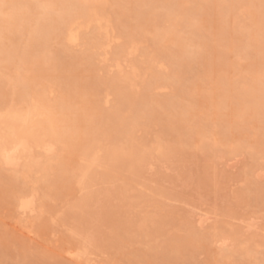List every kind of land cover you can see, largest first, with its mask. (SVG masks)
Segmentation results:
<instances>
[{
  "label": "rangeland",
  "instance_id": "374dc122",
  "mask_svg": "<svg viewBox=\"0 0 264 264\" xmlns=\"http://www.w3.org/2000/svg\"><path fill=\"white\" fill-rule=\"evenodd\" d=\"M21 1L34 8L16 18L20 31L0 12V119L38 107L37 121L53 120L43 127L66 139L37 164L23 160L14 171L0 163V264H264V103H249L259 111L250 114L238 95L255 77L264 83V26L254 23L264 0H76L109 14L113 41L104 52L94 28L72 44L50 17L44 27L43 13L60 21L71 0H50L55 16L40 0ZM32 16L42 18L39 27ZM31 36L38 43L29 45ZM116 57L125 66L134 60L133 82L117 78ZM88 136L107 151L92 194L74 171ZM140 153H152L153 170ZM26 191L38 193L34 214L16 206ZM226 235L233 245L221 248Z\"/></svg>",
  "mask_w": 264,
  "mask_h": 264
},
{
  "label": "bare ground",
  "instance_id": "6f19581e",
  "mask_svg": "<svg viewBox=\"0 0 264 264\" xmlns=\"http://www.w3.org/2000/svg\"><path fill=\"white\" fill-rule=\"evenodd\" d=\"M39 1V0H38ZM54 1V0H53ZM63 1V0H62ZM72 1V3H73V9H71V7L69 8V6H67L68 7V9L67 8H65L64 10H65V12H64V10H63V12L62 13H64V15L63 16H59L60 18H61V20L59 21V18L58 17H56V18H58V19H56V18H51V16L49 15L50 13L49 12H44L43 13V20H44V18H49L50 17V20L52 19H55L54 21H56V20H58V22L59 23H57V21H56V23L54 24L53 22L54 21H52L51 23H50V20H49V23H48V25H51V27H53L54 29H59L58 31L60 32L59 33V36H60V34H62L63 33V35H61V36H63L62 38H66L67 39V41H69L70 43H72V44H75V43H77L78 41H80V39H79V37H80V33H81V31H83V32H85V30H87L88 31V29H91V28H94V30H93V32H95L94 33V38L96 37L97 39L99 38V43H98V41L96 42L97 44H98V46H99V50H103V52L104 51H107L109 48H111V46H112V41H113V38H112V32H111V30H112V27H111V23L112 22H110V18H109V16H107V15H109V14H105L104 13V9H103V7H99V6H97V7H93V6H91V5H83V4H78L77 3V1L76 0H71ZM79 1V0H78ZM169 1V0H168ZM237 0H233V2H236ZM11 2V3H10ZM4 3H10V4H12V6L10 7L11 8V10L9 9V7H8V10H9V14L8 13H6L7 12V10L6 9H4L3 7H5V5H4ZM31 3H33V2H31ZM31 3H29V2H25V1H21V0H0V4H1V6H0V12H4L5 11V14H7V17H8V15H10V17L9 18H11V19H9L10 21L9 22H11V20L13 19H15L14 21H15V23L12 21V23H11V26H9L10 28H11V30H13V31H15V32H18V31H20V30H18V28H17V25H19V23L17 24L16 23V18H18L20 15H23V14H25V13H27V10L28 9H32V8H34V3L33 4H31ZM62 3V2H61ZM65 3V2H64ZM3 4V5H2ZM39 4H41V5H43L44 7H46L47 9H49L48 7H52V9H49V11L51 10V11H53V3H51V1L50 0H40V2L38 3V4H36L37 6L39 5ZM57 5L59 4V3H56ZM55 4V5H56ZM63 4V3H62ZM255 4V3H254ZM254 4H252V5H254ZM264 4V3H263ZM50 5H52V6H50ZM258 5V4H257ZM234 6H235V4H234ZM240 6V5H239ZM249 6V5H248ZM251 6V5H250ZM249 6V7H250ZM6 7H7V5H6ZM61 8H63V7H61ZM4 9V10H3ZM57 9V8H56ZM237 9V8H236ZM62 10V9H61ZM208 10V9H207ZM32 11H33V9H32ZM50 11V12H51ZM251 11V10H250ZM52 13V12H51ZM61 13V14H62ZM121 13V12H120ZM209 14V13H208ZM234 14V13H233ZM252 14H254V13H252ZM25 16V15H24ZM52 16H55L54 15V13H52ZM254 16V15H253ZM252 16V17H253ZM256 17V16H255ZM259 17V18H258ZM256 19H255V22L254 23H256V25L258 26V24L259 25H261V26H264V17H260V16H258ZM29 19V17H27L26 16V19ZM206 18V17H205ZM208 18V17H207ZM206 18V19H207ZM234 18V17H233ZM31 19L33 20V24H34V26L35 25H37V27H39V21H41V17H35V16H32L31 17ZM254 19V18H253ZM46 20V19H45ZM44 20V21H45ZM220 20V19H219ZM222 20V19H221ZM1 21V20H0ZM8 21V20H7ZM213 21H214V19H213ZM8 22V23H9ZM218 22V21H217ZM7 23V24H8ZM45 23H46V21H45ZM258 23V24H257ZM222 24V23H221ZM40 25H43V22H41L40 23ZM45 26L44 27H46L47 28V23L46 24H44ZM227 25V24H226ZM260 26V27H261ZM41 27V26H40ZM234 27H235V25H234ZM50 28V27H49ZM199 28V27H198ZM230 28V27H229ZM45 29V28H44ZM249 29V28H248ZM42 30H43V27H42ZM50 30H52V28H50ZM194 30V29H193ZM262 30V29H261ZM22 31V30H21ZM43 31H46V29L45 30H43ZM58 31H57V33H58ZM3 32V33H2ZM4 32H7V31H1V34L3 35L4 34ZM38 32V31H37ZM82 32V33H83ZM21 33V32H20ZM81 33V34H82ZM7 33H5L4 35H6ZM38 34V33H37ZM51 34H52V31H51ZM83 34H85V33H83ZM3 35V38H6L5 36ZM39 35V34H38ZM40 36V35H39ZM83 36V35H82ZM81 36V37H82ZM252 36V35H251ZM31 37H33L32 38V40L31 39H29V40H31V41H33V42H31V41H29L28 43H29V45H32V44H34V42L36 43V41H37V43H38V40H39V38L38 37H34V36H31ZM45 37V36H44ZM56 37V36H55ZM58 37V36H57ZM2 38V37H1ZM29 38V37H28ZM51 38V37H50ZM60 38V37H59ZM95 38V39H96ZM115 38V37H114ZM129 38H131V37H129ZM26 39V38H25ZM28 40V39H27ZM27 40L25 41V42H27ZM44 40V39H43ZM66 41V40H65ZM133 41V40H132ZM204 42V41H203ZM203 42H201V43H203ZM31 43V44H30ZM42 43V42H41ZM132 43V42H131ZM207 44H208V42H207ZM128 45V44H127ZM132 45H133V43H132ZM135 48L134 49H136L137 48V50H138V47H136L137 46V44H135V45H133ZM200 46L201 47H203V45L202 44H200ZM1 47H2V45H1ZM96 47V46H95ZM41 48V47H40ZM129 48H130V46H129ZM128 48V49H129ZM121 49V48H120ZM124 49H126V48H122L121 49V52L119 53L120 55H121V53H122V51H123V54H125V53H127L128 54V56L130 57L131 55H130V53H136L137 51L136 50H133V52L132 51H130V53H128L129 52V50L130 49H132V48H130L128 51L127 50H124ZM214 49V48H213ZM3 50V48L2 49H0V51H2ZM17 50H15L14 52H16ZM126 51V52H125ZM136 51V52H135ZM210 51V50H209ZM262 51V50H261ZM40 52V51H39ZM3 53V52H2ZM10 53V52H9ZM32 53V52H31ZM41 53V56L43 55V53H42V51L40 52ZM109 53V52H108ZM176 53V52H175ZM178 53V52H177ZM257 53H258V51H257ZM28 53L27 52H23V54H22V59L23 60H25L26 58V55H27ZM35 54V53H34ZM34 54H32L33 55V57H35L34 56ZM104 53H102V55H103ZM31 55V54H30ZM40 55V54H39ZM105 55H106V53H105ZM119 55V56H120ZM178 55V54H177ZM180 55H183V54H179V56ZM28 56V55H27ZM104 56V55H103ZM119 56H117V57H119ZM56 57H57V55H56ZM117 57H116V60H117V63L115 64V67L114 68H116L117 70H118V79L119 80H123V81H129L130 82V80L133 82L134 80H135V78H137V76L139 75L138 73H137V71L136 70H132L133 68L134 69H136L135 67H137V66H133L132 64L134 63V60H132L131 61V64H130V59L128 58V61H127V65L125 66V64L123 65V63H121V61H123V60H121L120 58H119V61H118V59H117ZM181 57V56H180ZM31 58V57H30ZM42 58V60H43V56L42 57H40L39 56V60ZM103 58V57H102ZM101 58V59H102ZM105 58L107 59L108 58V55H106L105 56ZM122 58V57H121ZM6 59V58H5ZM7 59H8V57H7ZM10 59V58H9ZM59 59V58H58ZM127 59V58H126ZM125 59V60H126ZM11 60V59H10ZM10 60H8V62H11ZM38 60V59H37ZM38 60V61H39ZM109 60V59H108ZM121 60V61H120ZM250 60V59H249ZM28 61V60H27ZM33 61V60H32ZM37 61V62H38ZM41 61V60H40ZM38 62L40 65H39V67L40 66H42L43 67V65H41V63L43 64V62L41 61V62ZM102 61H104V60H102ZM129 62V63H128ZM24 63H26V61H24ZM23 63V64H24ZM67 63V62H66ZM70 63V62H69ZM253 62H251V64H252ZM30 64H31V62H30ZM54 64V63H53ZM55 65V64H54ZM129 65L131 66V67H129ZM253 65V64H252ZM21 66V65H20ZM51 66H53V65H51ZM58 66V65H57ZM130 68V71L132 72V73H130V71L128 72L126 69L128 68V67ZM9 67V66H8ZM68 67V66H67ZM133 67V68H132ZM132 68V69H131ZM40 69H42V68H40ZM40 69L38 70V71H40ZM44 69V68H43ZM48 69V68H47ZM61 69V68H60ZM67 69H69V68H67ZM115 69V70H116ZM45 70V69H44ZM44 70H41V75H43V73H44ZM43 72V73H42ZM59 76V75H58ZM39 77H41V76H39ZM44 77V76H43ZM18 78V77H17ZM20 78H23V77H20ZM42 78V77H41ZM24 79V78H23ZM55 79H57V78H55ZM18 80V79H17ZM39 80V79H38ZM37 80V81H38ZM23 80L21 79V83L18 81V83H17V87L20 85V84H24L23 82H22ZM17 82V81H16ZM118 83V82H117ZM122 83V82H121ZM134 85V84H133ZM242 85V84H241ZM240 85V87L238 86V90H239V92H240V88H242V89H244V87L245 88H247V86L248 85H250V88H252V92L249 94V96H247V95H245L243 92H241V93H243V94H241V93H239L238 92V95H239V103L241 104V105H243V104H245V103H247V104H251V102L252 103H258V102H260V103H264V83L259 79V78H257V77H255V78H253L252 79V81H251V83H249V84H245V83H243V85L241 86ZM241 89V90H242ZM26 90H25V87H24V89L23 88H19V89H17V91H16V93H18L17 95L19 96H25V92ZM70 92V91H69ZM68 92V90H67V93L68 94H70ZM4 94H5V92H3ZM73 92H72V90H71V94H72ZM39 95H40V97L41 98H43V96H45L44 95V93L41 91L40 93H39ZM73 95V94H72ZM237 95V96H238ZM243 95H245L246 97H243ZM219 96V95H218ZM236 96V95H235ZM228 97V96H227ZM241 97V98H240ZM243 97V98H242ZM209 98V97H208ZM245 98V99H244ZM39 101H40V99H38ZM38 101V102H39ZM43 103H44V101H46L45 100V98H44V100H41ZM89 101V100H88ZM87 101V102H88ZM47 102V101H46ZM87 102H85V103H87ZM231 102V101H230ZM23 103H25V102H23ZM42 103V105H44ZM88 103H90V102H88ZM221 104V103H220ZM228 104V103H227ZM250 104L248 105V107H247V111L248 112H251L250 114H253V113H256V112H259L257 109H256V106L254 105L253 107H250ZM40 106V105H39ZM263 106V105H262ZM227 108H228V106H226ZM239 107V106H238ZM233 108H234V106H233ZM36 109H39L38 107L37 108H33V109H31V110H28V111H26V112H22V110H19V111H21V112H11V115L9 116V122H8V119H5V120H7V122H4L3 121V119H0L1 121H0V163H1V165L2 166H5L6 167V169L8 168H10V169H13L14 171H16V170H20L21 168H20V165L22 164V162H23V160H25L24 161V163L23 164H25V162L27 161V162H29V163H31V165L32 164H35L36 162H38V161H42V159H45L44 157H49V156H52L53 154H55L56 152H57V148H58V145H57V143L58 142H61L60 141V139L63 141V140H65L66 138H64V136L63 137H60L59 138V136H58V132H56V130H51V131H48L49 129H50V127H49V125L48 124H50V126H51V128L54 126V125H56L54 122V125H52V121L51 120H48L47 119V121L46 120H43V122H38L37 121V119L39 118V116H38V110L36 111ZM239 109V108H238ZM264 109V108H263ZM14 110V109H13ZM40 110V109H39ZM246 110L244 111V114L246 113ZM41 112H43L44 113V111H41ZM39 113L40 114V117H41V114L42 113ZM100 112H101V114H103L104 113V110H103V113H102V110L100 109ZM45 114H47V113H44L43 115H45ZM105 114V113H104ZM250 114H248V115H250ZM247 115V116H248ZM36 116H38V118H36ZM49 116V115H48ZM219 116V115H218ZM51 117V116H50ZM62 118L61 119H63L64 118V116L62 115L61 116ZM78 117V116H77ZM242 117V116H241ZM55 118V117H54ZM65 118L67 119L68 117H66L65 116ZM246 118H248V117H246ZM46 119V118H45ZM245 119V118H244ZM58 120V119H57ZM94 120V119H93ZM248 120V119H247ZM40 121H41V119H40ZM44 121H46V122H44ZM49 121H50V123H49ZM75 122V121H74ZM44 123H46L47 125L46 126H48V127H46V128H49L48 130H46V128L45 127H43V124ZM122 123V122H121ZM60 123H58V125H59ZM75 124V123H74ZM73 124V125H74ZM70 126H71V124H70ZM75 127V126H74ZM57 131H58V129H57ZM62 131V130H61ZM59 132H60V129H59ZM63 132V131H62ZM70 132V131H69ZM71 133V132H70ZM72 135V134H71ZM66 136V135H65ZM91 136V135H90ZM90 136H88V138L90 137ZM97 136V135H96ZM73 138V137H72ZM71 138V139H72ZM76 138V137H75ZM87 138V139H88ZM84 139V138H83ZM87 139L85 140V141H87ZM84 141V140H83ZM82 141V142H83ZM83 142L82 144H84V146H80V148H83V149H78L77 148V150H78V152H79V150L81 151L80 153L82 154L81 156L83 157H81L82 158V163L81 164H79V166L77 165V164H75V165H77L74 169H76V170H74V171H76V176H77V180L78 181H80V183L79 184H81V183H85V185L87 184V186H85L86 188H88V187H90V188H88L89 190L90 189H92V190H90L88 193H91L92 194V192L91 191H93V193H94V186H93V184H94V182L96 181L94 178H95V167H97V166H99L98 164L100 163V158H101V155L103 154L102 153V149H104V148H102L103 146H101L100 147V145L98 144V142H100L99 141V138L98 137H91V138H89V141H87V142ZM63 143H65V141H63ZM62 143V144H63ZM69 143V142H68ZM175 146H177V145H175ZM174 146V147H175ZM77 147H79V145L77 146ZM178 147V146H177ZM253 147V146H252ZM70 148H72V147H70ZM69 148V149H70ZM75 148V147H74ZM233 149H235V148H233ZM233 149H231V150H233ZM66 150H67V148H66ZM75 150L76 149H74V152H75ZM147 150V149H146ZM166 150V149H165ZM165 150L163 149V151H162V159H163V167L165 168H167L168 169V165L165 163V160H166V158H169V156L167 155V153H169L170 151H168V150H166V152H165ZM177 150V149H176ZM236 150H237V148H236ZM236 150H235V152H236ZM104 151H105V149H104ZM168 151V152H167ZM73 152V151H72ZM73 152V153H74ZM105 152H107V151H105ZM134 152V151H133ZM164 152V153H163ZM215 152V151H214ZM75 153H77V152H75ZM102 153V154H101ZM149 153V152H148ZM233 153H234V151H233ZM237 153V152H236ZM133 154V153H132ZM152 154V153H151ZM151 154H143V153H140V154H138V157H139V159L141 160V161H143L144 162V166L146 167V168H148L149 170H153L154 168V164H153V162H152V160L151 159H153L151 156ZM103 155H105V154H103ZM109 155V154H108ZM212 155V154H211ZM226 155V154H225ZM154 156V155H153ZM216 158H219V159H223L224 158V154L222 153V152H220V153H217L216 155ZM72 157V156H71ZM133 157V156H132ZM263 157V156H262ZM77 158V157H76ZM81 158L79 159L80 161H81ZM46 159H49V158H46ZM155 159V158H154ZM226 159H228V158H226ZM76 160V159H75ZM212 160V159H211ZM74 161V160H73ZM135 161V160H134ZM167 161V160H166ZM229 161V160H228ZM35 162V163H34ZM76 162V161H75ZM78 162V161H77ZM121 162V161H120ZM215 162V161H214ZM230 162H231V160H230ZM229 162V163H230ZM74 163V162H73ZM102 163V162H101ZM259 163V162H258ZM37 164V163H36ZM260 164V163H259ZM259 164H257L258 165V167L259 166H261V168L264 166V162L262 163L261 162V165H259ZM29 166H30V164H28ZM170 165V164H169ZM230 165V164H229ZM22 167V166H21ZM28 166H26V168H27ZM156 167V166H155ZM170 167V166H169ZM256 167V166H255ZM20 168V169H19ZM30 168H31V166H30ZM65 168V167H64ZM73 168V167H72ZM139 168V167H138ZM160 168H161V166H160ZM257 168V167H256ZM255 168V169H256ZM66 169V168H65ZM61 171V170H60ZM260 171V170H259ZM73 173V172H72ZM261 173V172H260ZM263 173V172H262ZM67 174H68V172H67ZM96 174H97V176L99 175V173H97L96 172ZM60 175V174H59ZM69 175V174H68ZM73 175V174H72ZM67 176V175H66ZM258 176V175H257ZM261 176V175H260ZM74 177V176H73ZM259 177V176H258ZM67 178V177H66ZM65 178V179H66ZM71 178V177H70ZM70 178H68L67 180H71ZM97 178V177H96ZM111 178V177H110ZM109 178V179H110ZM216 178V177H215ZM262 178H263V176H262ZM61 180V178L59 177V181ZM93 180H94V182H93ZM56 181V180H55ZM57 181H58V179H57ZM58 181V182H59ZM90 181H91V185H89L90 184ZM163 181V180H162ZM54 182V181H53ZM58 182H56V184H58ZM69 182V181H68ZM67 182V183H68ZM71 183V182H70ZM89 183V184H88ZM106 183V182H105ZM54 185V184H53ZM89 185V186H88ZM55 186V185H54ZM81 186H83V185H81ZM94 188H93V187ZM103 187V186H102ZM73 188V187H72ZM84 188V187H83ZM101 188V187H100ZM56 189V188H55ZM70 189V188H69ZM85 189V188H84ZM104 190V189H103ZM70 191H71V189H70ZM97 191V190H96ZM110 191V190H109ZM108 191V192H109ZM73 192V191H72ZM98 192V191H97ZM100 193V192H99ZM102 194L100 195V197H102V195H103V191L101 192ZM107 193V192H106ZM106 193H105V195H106ZM110 193V192H109ZM90 194V195H91ZM99 195V194H98ZM163 195V194H162ZM88 196V195H87ZM93 195H91V197H92ZM96 195H94V197H95ZM94 197H92V199H94ZM37 198H38V193L36 192V191H26V192H22V194L17 198V200H16V206H17V208H18V210L22 213V214H26V213H28V212H30V213H35L36 212V201H37ZM91 199V200H92ZM98 200H100V199H98ZM207 200V199H206ZM97 201V200H96ZM98 202H100V201H97V203ZM86 203V202H85ZM86 205H88V204H85V206ZM103 205V204H102ZM90 206V205H89ZM92 207H93V205H92ZM95 217V216H94ZM203 217V216H202ZM206 217V216H205ZM202 219H200V221H201ZM205 222V220H202L201 221V223L200 224H202V223H204ZM249 222V221H248ZM249 224V228L251 229V228H253L254 227V225L256 224L255 222H250V223H248ZM203 225V224H202ZM201 225V226H202ZM247 225V224H246ZM83 229V228H82ZM87 229V228H86ZM248 231H249V229H248ZM89 233V232H88ZM91 234H89L88 236H87V234H86V236H85V241H87V242H91L93 239V235L92 236H90ZM229 237V236H228ZM227 237V235L226 236H223L222 238H221V240H220V238L218 239V241H217V243L220 245V247L221 248H226V247H228V246H232L231 245V242H230V239ZM234 238V237H233ZM233 238H231V241L233 240ZM235 240V239H234ZM233 240V241H234ZM236 241V240H235ZM234 241V242H235ZM85 243V242H84ZM88 244V243H87ZM186 245V244H185ZM233 249V248H232ZM248 251V250H247ZM247 253V252H246Z\"/></svg>",
  "mask_w": 264,
  "mask_h": 264
}]
</instances>
